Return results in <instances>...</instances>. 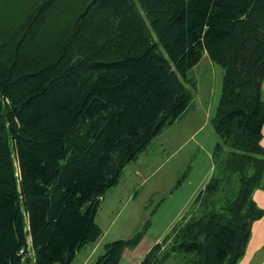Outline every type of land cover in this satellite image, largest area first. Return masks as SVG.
<instances>
[{
  "label": "trees",
  "instance_id": "16d2710c",
  "mask_svg": "<svg viewBox=\"0 0 264 264\" xmlns=\"http://www.w3.org/2000/svg\"><path fill=\"white\" fill-rule=\"evenodd\" d=\"M9 23L0 30V264H70L101 237V197L189 109L188 73L205 53L225 69L213 174L137 264H237L264 215L253 197L264 187V0H24ZM140 237L106 243L93 264H119Z\"/></svg>",
  "mask_w": 264,
  "mask_h": 264
},
{
  "label": "rangeland",
  "instance_id": "374dc122",
  "mask_svg": "<svg viewBox=\"0 0 264 264\" xmlns=\"http://www.w3.org/2000/svg\"><path fill=\"white\" fill-rule=\"evenodd\" d=\"M23 3L24 0H0V30L6 24L9 26V19L18 12ZM137 5L157 40L145 11ZM29 46L31 45L26 44L25 49ZM224 73L223 66L213 62L207 53L189 70L188 78L196 83V87L185 83L190 88L196 105H193L192 100L187 119L178 121L175 126L167 125V134L181 133L176 142L183 139L180 143L182 148L176 155L171 156L166 146L160 144V137L159 141L148 145V149H145L148 152L142 151L125 166L117 186L133 189L136 196L126 206L122 202L111 208L110 212L102 211V206L99 205L96 221L108 225L110 229L102 228V246L86 264H93L104 253L106 243L130 239L141 231L138 243L126 247L119 262L137 264L171 230L164 232L165 224L172 220L171 226H174L181 219L180 210L184 207V215L198 192L205 187L213 174L215 145L220 140L214 128V117L222 95ZM262 93L264 99V80ZM174 144L172 142L173 149L176 150ZM145 176L148 178L143 181ZM93 244L90 242L81 247L70 264H82ZM31 251L26 257H31ZM20 254L24 256V248L20 250ZM162 264L187 262L185 258L178 256L171 257Z\"/></svg>",
  "mask_w": 264,
  "mask_h": 264
},
{
  "label": "crops",
  "instance_id": "0c3cea01",
  "mask_svg": "<svg viewBox=\"0 0 264 264\" xmlns=\"http://www.w3.org/2000/svg\"><path fill=\"white\" fill-rule=\"evenodd\" d=\"M193 102H194L193 105H196V100L194 98H193ZM191 107H192V104L186 112H184L181 116H179L170 125L175 126L178 121H182V120L187 119L189 117L188 115L190 113ZM168 126L165 128V130H163L162 133H160L158 136H156L152 142H154L156 140L159 141V139L161 137L160 144L163 143V145L166 146V148L168 149L171 156H174L182 148L183 145L180 143L182 142L181 140H183V139H181L180 142L177 143L176 142L177 137H178V135H181V133L167 134ZM262 132H263V136H262L261 143L264 146V125H263V131ZM172 142L175 143L174 146L177 148L176 150L173 149ZM145 151L148 152L149 150H145ZM213 168H214V163H213ZM147 178H148V176H145L143 181L146 180ZM135 196H136V193L133 189H126L123 186H117L116 185V186L112 187L111 189H109L107 191V193L101 197V200H100L101 205L100 206H102V211L107 210L108 212H110L109 210L111 208H113L114 206H116L118 204H121L122 202L126 206L127 204L130 203V201H132L135 198ZM253 197H254L256 203L264 210V187L255 190ZM190 205H189V207H190ZM189 207H188V209H189ZM183 208L180 210L181 219L183 218V216L188 211V209H187L186 213L184 215H182ZM97 217H98V214H96L95 219H97ZM181 219L176 224H178L181 221ZM171 222H172V220H170L168 223L165 224V231L164 232H167L169 229L172 230L174 228V226L176 224L174 226H171ZM98 225L101 227V229L102 228L107 229V230L110 229V227L106 224L98 223ZM103 229H102V233H103ZM171 230L168 233H170ZM102 240H103V237L101 236L97 241L93 242L94 243L93 247L91 248L90 253L87 255L86 260L82 264H86V262H88V260H90V258H92L94 256V254L100 250V248L102 246ZM158 242H160V241H158ZM30 250L33 251V249L29 247V253H30ZM33 258H34V256H33ZM237 264H264V215L252 223L251 234H250V238L248 240L247 246H246L245 254L240 258V260L238 261Z\"/></svg>",
  "mask_w": 264,
  "mask_h": 264
}]
</instances>
